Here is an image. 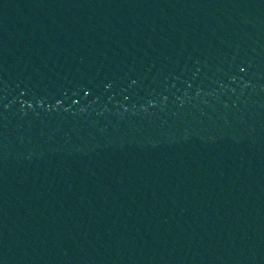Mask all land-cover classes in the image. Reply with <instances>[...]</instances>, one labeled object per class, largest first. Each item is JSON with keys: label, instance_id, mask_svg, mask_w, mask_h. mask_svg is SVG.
<instances>
[{"label": "water", "instance_id": "water-1", "mask_svg": "<svg viewBox=\"0 0 264 264\" xmlns=\"http://www.w3.org/2000/svg\"><path fill=\"white\" fill-rule=\"evenodd\" d=\"M0 264H264V0H0Z\"/></svg>", "mask_w": 264, "mask_h": 264}]
</instances>
